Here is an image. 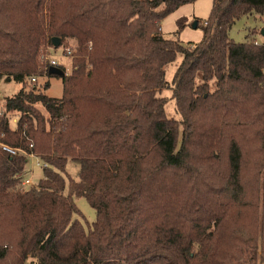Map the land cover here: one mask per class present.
Listing matches in <instances>:
<instances>
[{"label": "trees", "instance_id": "1", "mask_svg": "<svg viewBox=\"0 0 264 264\" xmlns=\"http://www.w3.org/2000/svg\"><path fill=\"white\" fill-rule=\"evenodd\" d=\"M194 1L0 0V80L21 84L0 114V144L20 149L0 145V264L264 261V42L229 35L253 13L264 34V0H212L200 41L164 37L161 20ZM54 37L72 50L59 97L26 86L50 75ZM26 153L46 163L30 188Z\"/></svg>", "mask_w": 264, "mask_h": 264}, {"label": "rangeland", "instance_id": "2", "mask_svg": "<svg viewBox=\"0 0 264 264\" xmlns=\"http://www.w3.org/2000/svg\"><path fill=\"white\" fill-rule=\"evenodd\" d=\"M212 0H195L192 3H187L179 6L172 13L166 15L160 22L161 33L164 37L177 40L179 43L186 45L189 42H198L202 39L203 21L209 16L211 9ZM199 20L201 25L194 27L193 22ZM262 27V20L258 14L253 13L249 16H242L235 21L231 29L229 30V35L234 41L243 42L247 39L249 32L255 28L256 32L252 34V38L258 42H264V34H262L259 29ZM250 38V37H249ZM69 47V45H68ZM54 54L60 55L61 51L56 50ZM62 61H65L61 58ZM182 56L179 54L175 60L165 66V80L171 82L173 74L179 65ZM70 63V64H69ZM72 65L71 59L67 60V65ZM36 83L41 86L43 83L48 82V87L45 93L51 97H59L62 94V80L61 77L56 75H36ZM33 82L27 81V87L32 85ZM21 87V84L13 79L7 80L6 77L0 80V100H5L6 97L15 94ZM171 90L165 88L162 90L161 95L166 98L165 112L168 117H173L175 119H180V114L175 110L174 100L170 97ZM37 107L45 113L44 109L40 104ZM16 116H11L10 124L11 126L16 125ZM37 160L28 158L26 167V176L31 178L32 183L27 185L26 188L37 186L40 179L43 176L42 167H37L35 162ZM79 165L75 162L69 161L65 166V173L70 177L76 178ZM75 205L78 210L83 215V220H86L90 225L95 220V211L89 205L87 200L83 197L75 199ZM261 264H264L262 262Z\"/></svg>", "mask_w": 264, "mask_h": 264}, {"label": "built area", "instance_id": "3", "mask_svg": "<svg viewBox=\"0 0 264 264\" xmlns=\"http://www.w3.org/2000/svg\"><path fill=\"white\" fill-rule=\"evenodd\" d=\"M61 51L60 55H57V54H54L53 52L56 50H59ZM72 50L70 47H63V46H57V47H54V46H50L47 51L44 53L43 55V59L44 61L46 62V65H45V73H48V70L50 67H56V68H59L65 75H68L70 72H71V69H72V66L71 65H67V60L68 59H71V53ZM63 58L65 61H62ZM29 80L30 82H36L37 80V77L35 74H32L30 77H29ZM4 105H5V100H0V114H2L3 110H4ZM2 145V148L9 152L10 154H15L16 152H19L20 149L18 148H13V147H9L7 145H4V144H0ZM26 156L30 159H35L37 160L35 162V165L37 167H44L46 166V163L44 161H42L41 159H39L36 155H34L33 153H26ZM32 183V180L31 178L27 177L26 175H24V177L22 178L21 180V187L22 188H26L27 185L31 184Z\"/></svg>", "mask_w": 264, "mask_h": 264}, {"label": "water", "instance_id": "4", "mask_svg": "<svg viewBox=\"0 0 264 264\" xmlns=\"http://www.w3.org/2000/svg\"><path fill=\"white\" fill-rule=\"evenodd\" d=\"M193 26L194 27H196L197 26V20H195L194 22H193ZM261 33L263 34V31H261ZM52 46H54V47H57V46H59V40H58V38H56V37H54L53 39H52ZM48 73L50 74V75H58V76H63V75H65L59 68H56V67H50L49 68V70H48Z\"/></svg>", "mask_w": 264, "mask_h": 264}, {"label": "crops", "instance_id": "5", "mask_svg": "<svg viewBox=\"0 0 264 264\" xmlns=\"http://www.w3.org/2000/svg\"><path fill=\"white\" fill-rule=\"evenodd\" d=\"M7 80L9 81V78H7ZM264 262V261H263Z\"/></svg>", "mask_w": 264, "mask_h": 264}]
</instances>
